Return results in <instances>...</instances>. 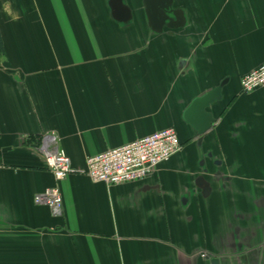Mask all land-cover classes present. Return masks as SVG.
I'll return each mask as SVG.
<instances>
[{
    "label": "crops",
    "instance_id": "0c3cea01",
    "mask_svg": "<svg viewBox=\"0 0 264 264\" xmlns=\"http://www.w3.org/2000/svg\"><path fill=\"white\" fill-rule=\"evenodd\" d=\"M0 0V264H264V0H173L180 28L155 33L142 0ZM220 87L199 135L190 102ZM173 128L181 149L143 180L57 183L34 150L53 133L73 168ZM204 255V257L202 256Z\"/></svg>",
    "mask_w": 264,
    "mask_h": 264
},
{
    "label": "built area",
    "instance_id": "2783aa9c",
    "mask_svg": "<svg viewBox=\"0 0 264 264\" xmlns=\"http://www.w3.org/2000/svg\"><path fill=\"white\" fill-rule=\"evenodd\" d=\"M240 92L249 94L264 86V63L243 75L239 80ZM57 135L40 136L35 151L56 184L33 197L36 205L47 207L53 215L62 211V199L57 183L71 174H81L93 182L107 186L135 182L150 176L156 167L178 153L181 145L173 128H165L138 138L119 147L87 156L83 168H73L70 159L59 147ZM204 257V255H202Z\"/></svg>",
    "mask_w": 264,
    "mask_h": 264
},
{
    "label": "water",
    "instance_id": "95a60500",
    "mask_svg": "<svg viewBox=\"0 0 264 264\" xmlns=\"http://www.w3.org/2000/svg\"><path fill=\"white\" fill-rule=\"evenodd\" d=\"M108 5L113 19L124 24L129 22L131 19L130 10L123 0H109ZM142 6L147 26L155 33L162 32L164 27L174 30L183 26L182 12L173 8V0H142ZM221 86L222 84L202 96L194 98L183 113L184 119L197 129L199 135L204 134L214 123L210 115L205 113V109L219 99ZM209 262L210 264H220L217 258H211Z\"/></svg>",
    "mask_w": 264,
    "mask_h": 264
},
{
    "label": "bare ground",
    "instance_id": "6f19581e",
    "mask_svg": "<svg viewBox=\"0 0 264 264\" xmlns=\"http://www.w3.org/2000/svg\"><path fill=\"white\" fill-rule=\"evenodd\" d=\"M46 167V166H45Z\"/></svg>",
    "mask_w": 264,
    "mask_h": 264
}]
</instances>
